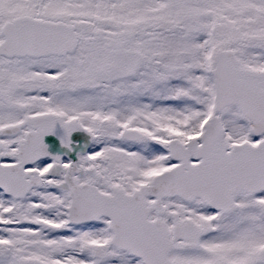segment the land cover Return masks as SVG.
Masks as SVG:
<instances>
[{
	"label": "snow or ice",
	"instance_id": "obj_1",
	"mask_svg": "<svg viewBox=\"0 0 264 264\" xmlns=\"http://www.w3.org/2000/svg\"><path fill=\"white\" fill-rule=\"evenodd\" d=\"M0 264H264V0H0Z\"/></svg>",
	"mask_w": 264,
	"mask_h": 264
}]
</instances>
